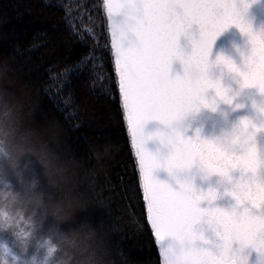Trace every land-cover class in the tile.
Here are the masks:
<instances>
[{"label":"trees","instance_id":"1","mask_svg":"<svg viewBox=\"0 0 264 264\" xmlns=\"http://www.w3.org/2000/svg\"><path fill=\"white\" fill-rule=\"evenodd\" d=\"M111 51L104 0H0V264H160Z\"/></svg>","mask_w":264,"mask_h":264},{"label":"snow or ice","instance_id":"2","mask_svg":"<svg viewBox=\"0 0 264 264\" xmlns=\"http://www.w3.org/2000/svg\"><path fill=\"white\" fill-rule=\"evenodd\" d=\"M256 0H107L111 19V56L121 94L120 106L126 111L137 171L149 227L162 255L160 264H264V153L256 137L264 130L245 117L239 139L226 154L210 142H196L179 135L169 140L170 151L160 157L147 147L159 134L147 132L150 120L170 125L193 108L214 89L224 96L219 81L211 79L215 65H224L237 78L242 89L260 97L254 109L264 116V28L249 22ZM235 26L246 37L241 60L218 55L211 60L216 38ZM190 42V51L181 44ZM179 63L183 72L173 70ZM135 70V74L133 71ZM7 155V153H5ZM199 157L209 172H220L233 180L229 193L230 209L213 205L215 193L204 192L192 180L177 179L173 186L161 181V167L190 168ZM207 204V206H205ZM27 250V233H15ZM48 256L56 251L51 241ZM8 264L19 257L8 248ZM47 264V258L45 260Z\"/></svg>","mask_w":264,"mask_h":264},{"label":"water","instance_id":"3","mask_svg":"<svg viewBox=\"0 0 264 264\" xmlns=\"http://www.w3.org/2000/svg\"><path fill=\"white\" fill-rule=\"evenodd\" d=\"M105 1V5L107 0ZM118 2V0H113ZM107 9V7H106ZM258 14L264 13V9L257 8ZM109 28L111 32V19L108 17ZM245 37L239 32L235 26L221 33L215 40L211 60H215L218 55L233 58L237 63L241 60L239 50L244 51ZM181 44L186 51H190V42L185 37H181ZM173 70L183 72V68L179 63L173 65ZM135 74V70H132ZM211 79L219 81L221 88L224 90V96L216 94L214 89L208 90L204 96L203 103L197 101L196 105L187 111L182 118L173 121L170 125H165L160 121L150 120L146 124L147 132L159 134L160 138L150 140L148 149L160 157H166L170 151L171 145L169 140L175 142L179 135L185 139H193L196 142H210L221 151L229 155H235L231 151L234 143L239 139L242 131V120L245 117L254 120L257 124H264V116H261L253 107L254 102H259L260 97L252 90L242 89L232 74H230L224 65H215L210 72ZM256 144L259 146L261 153H264V130L256 137ZM138 160V157H137ZM239 173L233 175V180H229L227 175L220 172H209L207 166L204 165L199 157L190 168L183 170H173L169 173L167 168L161 167L157 172L159 180L167 182L173 186L176 185L177 179H189L194 182L198 189L204 192H213L218 197L213 205L230 209L234 204V200L229 193L234 188L235 178ZM142 179V173H141ZM207 206V204H205ZM162 255V253H161Z\"/></svg>","mask_w":264,"mask_h":264},{"label":"clouds","instance_id":"4","mask_svg":"<svg viewBox=\"0 0 264 264\" xmlns=\"http://www.w3.org/2000/svg\"><path fill=\"white\" fill-rule=\"evenodd\" d=\"M257 8L264 9V0H256V2L253 3L248 19H249V22L255 26V28L261 29V28H264V13L258 14L255 11ZM243 48H246V37H245Z\"/></svg>","mask_w":264,"mask_h":264}]
</instances>
